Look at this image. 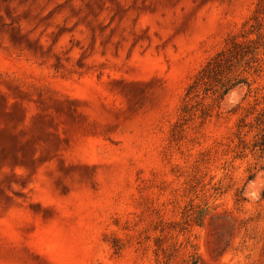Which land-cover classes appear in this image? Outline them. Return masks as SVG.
Instances as JSON below:
<instances>
[{"label": "rangeland", "instance_id": "rangeland-1", "mask_svg": "<svg viewBox=\"0 0 264 264\" xmlns=\"http://www.w3.org/2000/svg\"><path fill=\"white\" fill-rule=\"evenodd\" d=\"M0 264H264V0H0Z\"/></svg>", "mask_w": 264, "mask_h": 264}, {"label": "trees", "instance_id": "trees-1", "mask_svg": "<svg viewBox=\"0 0 264 264\" xmlns=\"http://www.w3.org/2000/svg\"><path fill=\"white\" fill-rule=\"evenodd\" d=\"M251 51L249 46L238 41L236 37H231L227 46L209 59L195 75L187 88L186 98L193 99L198 97L200 92L208 94L212 91L220 100H224L233 89L247 83L242 78L228 77V73L232 72L236 62H240ZM187 104L188 102L185 105Z\"/></svg>", "mask_w": 264, "mask_h": 264}]
</instances>
